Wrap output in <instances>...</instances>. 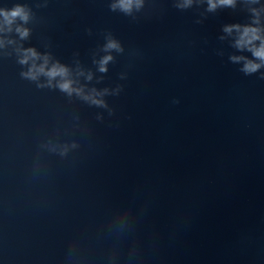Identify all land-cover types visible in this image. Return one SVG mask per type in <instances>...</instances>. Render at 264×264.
<instances>
[{
  "label": "water",
  "instance_id": "1",
  "mask_svg": "<svg viewBox=\"0 0 264 264\" xmlns=\"http://www.w3.org/2000/svg\"><path fill=\"white\" fill-rule=\"evenodd\" d=\"M212 2L0 0V264H264V0Z\"/></svg>",
  "mask_w": 264,
  "mask_h": 264
},
{
  "label": "clouds",
  "instance_id": "2",
  "mask_svg": "<svg viewBox=\"0 0 264 264\" xmlns=\"http://www.w3.org/2000/svg\"><path fill=\"white\" fill-rule=\"evenodd\" d=\"M190 3V0H186V4ZM210 3V8H215L217 5L215 3L212 2V0H209ZM220 4H231L232 0H219ZM133 5V0H119V7L124 10V11H130L131 7ZM117 5H114V7H116ZM137 6H139V3L137 2ZM186 6V5H185ZM5 18L6 20H8L9 23H11V20L9 19V17H16V16H20L22 19L27 20V14L23 11V9L17 8L16 10H14L13 12L9 13H5ZM22 36H26L27 35V30H24L21 33ZM108 48H114V49H119V45L115 42V41H110L109 44L107 45ZM256 56L260 57V58H264V48L256 51L254 53ZM38 59L39 56L38 54L32 50L29 49L27 50V54L25 55L24 59L21 60V63H27L29 59ZM111 57H105L104 60L102 61V65L106 64L108 62V60H110ZM237 59V58H234ZM48 64V58L44 57V63L37 66L35 63H33L32 67L29 69L28 72L23 73L24 76L30 78V79H37L40 75H44L47 76L48 79V84L49 86H51V82L53 79H55L57 76L59 77H66L68 72L67 69L59 64H54L51 68H47ZM259 68V65L254 64V63H247L244 67V71L245 72H255L257 69ZM101 71H106V69L102 66L101 67ZM58 86L60 87L61 90L66 91L71 93L72 91H74V89H72L71 87V81L68 80H64L63 82L59 83ZM75 91H79V90H75ZM95 103H100V101H93Z\"/></svg>",
  "mask_w": 264,
  "mask_h": 264
}]
</instances>
